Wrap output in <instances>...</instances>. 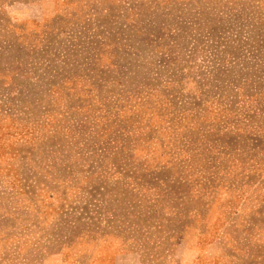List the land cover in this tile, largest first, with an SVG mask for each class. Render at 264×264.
I'll list each match as a JSON object with an SVG mask.
<instances>
[{
  "label": "rangeland",
  "instance_id": "1",
  "mask_svg": "<svg viewBox=\"0 0 264 264\" xmlns=\"http://www.w3.org/2000/svg\"><path fill=\"white\" fill-rule=\"evenodd\" d=\"M0 264H264V0H0Z\"/></svg>",
  "mask_w": 264,
  "mask_h": 264
}]
</instances>
